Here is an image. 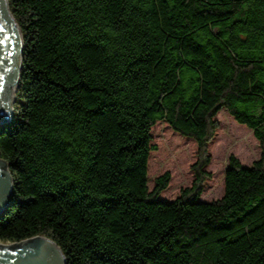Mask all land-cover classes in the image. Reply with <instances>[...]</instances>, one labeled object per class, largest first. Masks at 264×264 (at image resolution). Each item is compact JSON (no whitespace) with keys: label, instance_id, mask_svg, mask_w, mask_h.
I'll return each mask as SVG.
<instances>
[{"label":"trees","instance_id":"1","mask_svg":"<svg viewBox=\"0 0 264 264\" xmlns=\"http://www.w3.org/2000/svg\"><path fill=\"white\" fill-rule=\"evenodd\" d=\"M24 40L0 159V242L54 241L67 264H264V0H8ZM262 155H231L204 200L221 114ZM196 144L174 199L150 185L154 130Z\"/></svg>","mask_w":264,"mask_h":264},{"label":"rangeland","instance_id":"2","mask_svg":"<svg viewBox=\"0 0 264 264\" xmlns=\"http://www.w3.org/2000/svg\"><path fill=\"white\" fill-rule=\"evenodd\" d=\"M218 119L221 128L211 145L212 163L208 168L214 177L208 182L203 195L206 201L223 197L224 172L231 155L236 156L244 166H252L262 155L260 145L251 131L239 127L225 113ZM153 134L158 150L152 153L150 159V185L153 187L154 180L169 171L172 174V182L167 194L174 199L179 196L181 190L191 186L194 180L191 166L197 160L196 144L174 135L164 124H159ZM0 244L13 245L2 242Z\"/></svg>","mask_w":264,"mask_h":264},{"label":"water","instance_id":"3","mask_svg":"<svg viewBox=\"0 0 264 264\" xmlns=\"http://www.w3.org/2000/svg\"><path fill=\"white\" fill-rule=\"evenodd\" d=\"M24 40L8 0H0V130L14 118ZM14 184L8 164L0 159V215L11 205ZM0 264H67L60 247L46 237H34L20 244H0Z\"/></svg>","mask_w":264,"mask_h":264}]
</instances>
